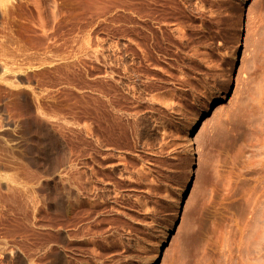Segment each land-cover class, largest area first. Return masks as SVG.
Returning <instances> with one entry per match:
<instances>
[{"label": "rangeland", "instance_id": "obj_1", "mask_svg": "<svg viewBox=\"0 0 264 264\" xmlns=\"http://www.w3.org/2000/svg\"><path fill=\"white\" fill-rule=\"evenodd\" d=\"M168 228L158 264H264V0H0V264Z\"/></svg>", "mask_w": 264, "mask_h": 264}, {"label": "bare ground", "instance_id": "obj_2", "mask_svg": "<svg viewBox=\"0 0 264 264\" xmlns=\"http://www.w3.org/2000/svg\"><path fill=\"white\" fill-rule=\"evenodd\" d=\"M237 58H238V56H237ZM237 58H236V60H237ZM219 103H221V102H219ZM217 107L218 108L221 107V104H219V106H217ZM199 122H200V115L199 114H193L184 126L182 138H183L184 144L187 146L188 149H191L190 147L192 146V144L195 140L193 133H194V130H196ZM191 177H192L191 174L187 175L184 179L183 184L179 188L180 205L178 207V212L181 211L182 205L184 204V201H185L186 197L188 196V194L191 190V183H192ZM171 235H172L171 229L168 228L164 232L163 236H159L158 245H156V251L154 254L155 259L152 260V258H150L148 264H158L161 261L162 254H163V251H164V248L166 245V239L171 237ZM130 264H132V262Z\"/></svg>", "mask_w": 264, "mask_h": 264}]
</instances>
